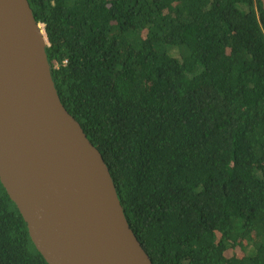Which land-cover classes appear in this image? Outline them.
<instances>
[{
    "label": "trees",
    "instance_id": "trees-1",
    "mask_svg": "<svg viewBox=\"0 0 264 264\" xmlns=\"http://www.w3.org/2000/svg\"><path fill=\"white\" fill-rule=\"evenodd\" d=\"M29 2L154 264H264V0ZM0 264H49L1 180Z\"/></svg>",
    "mask_w": 264,
    "mask_h": 264
},
{
    "label": "water",
    "instance_id": "water-1",
    "mask_svg": "<svg viewBox=\"0 0 264 264\" xmlns=\"http://www.w3.org/2000/svg\"><path fill=\"white\" fill-rule=\"evenodd\" d=\"M48 44L29 0H0V180L49 264H154L62 102Z\"/></svg>",
    "mask_w": 264,
    "mask_h": 264
},
{
    "label": "rangeland",
    "instance_id": "rangeland-1",
    "mask_svg": "<svg viewBox=\"0 0 264 264\" xmlns=\"http://www.w3.org/2000/svg\"><path fill=\"white\" fill-rule=\"evenodd\" d=\"M43 27H44V25H43Z\"/></svg>",
    "mask_w": 264,
    "mask_h": 264
}]
</instances>
